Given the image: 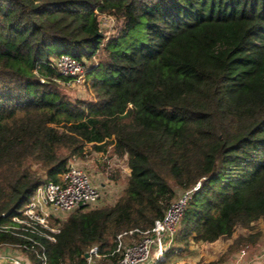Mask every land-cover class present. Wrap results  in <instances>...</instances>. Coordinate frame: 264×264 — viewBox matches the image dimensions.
Segmentation results:
<instances>
[{"label": "trees", "instance_id": "trees-1", "mask_svg": "<svg viewBox=\"0 0 264 264\" xmlns=\"http://www.w3.org/2000/svg\"><path fill=\"white\" fill-rule=\"evenodd\" d=\"M102 15L122 21L115 34L104 35ZM61 54L99 56L86 71L94 100L62 93L49 65ZM110 145L126 157L123 195L70 213L55 242L41 238L48 264H87L94 245L111 254L118 234L150 229L197 183L176 247L255 243L252 223L264 220V0H0V225L87 147ZM28 243L0 231V246ZM34 250L22 249L40 264Z\"/></svg>", "mask_w": 264, "mask_h": 264}, {"label": "built area", "instance_id": "built-area-1", "mask_svg": "<svg viewBox=\"0 0 264 264\" xmlns=\"http://www.w3.org/2000/svg\"><path fill=\"white\" fill-rule=\"evenodd\" d=\"M49 65L57 71L62 83L79 86L86 80L87 66L72 55L61 54L49 61ZM56 80V79H55ZM104 153V159L106 158ZM87 162L79 158L69 161L66 171L59 182L40 183L31 199L18 210L11 221L0 225V231L9 232L28 241L27 244H4L2 246L15 249L34 250L40 264H48L41 238L50 242L56 241L60 232L62 216L77 208L94 206L100 200L99 187L91 173L86 169ZM191 189L180 191L165 210L162 218L154 221L153 226L144 231L129 230L116 236V246L112 254H117L112 264H165L168 250L174 244L175 233L184 213ZM129 237L127 242L124 237ZM1 247V246H0ZM87 264H94L101 256L96 245L86 252ZM20 258L7 256L0 250V264H24Z\"/></svg>", "mask_w": 264, "mask_h": 264}, {"label": "rangeland", "instance_id": "rangeland-1", "mask_svg": "<svg viewBox=\"0 0 264 264\" xmlns=\"http://www.w3.org/2000/svg\"><path fill=\"white\" fill-rule=\"evenodd\" d=\"M99 23L101 25V30L107 37L115 34L122 25L121 20H117L109 15H102L99 18ZM98 60L99 56H95L92 58V60L84 59L83 62L86 65H90L91 63L96 64ZM55 79L56 83L59 84L58 86L62 93L66 94L68 97L85 101L94 100V93L87 80H85V82L79 86H69L63 84L62 79ZM92 150L93 149L90 147H87L86 156L80 160L85 161L91 159L90 161L93 162L92 165H94L95 170L94 174H92L88 168V164L86 169L91 173L92 176L96 173L99 174L97 178L94 176L93 178L99 187L101 197L97 204L94 206L85 207V210L113 205L115 201H117L123 195L126 180L129 174L126 161H120V163L112 164V151H109V153L106 154L105 159L103 156L99 157V161L96 160L97 157H94L96 155L93 154ZM39 173L42 174V171L39 170ZM99 181L104 182L102 189L98 184ZM179 193L180 191L177 192V195ZM73 211L63 215L62 222H64L67 216ZM252 227V232L259 231L260 233L257 241L253 244H245L235 247L234 250H230L231 247L235 246L236 244L233 240L220 239L212 243L190 241L187 245H180V247H176L179 245H177L174 241L173 246L168 250V252L170 251L169 254L166 255L165 264H264V220H258L252 223ZM244 232L246 231L241 228L237 230L238 234ZM128 240L129 237L127 236L124 237L123 241L127 242ZM114 242L116 244V238ZM7 248L15 249L12 247ZM113 252L114 250L111 252V254L101 253V256L95 259L94 264H112L117 258V254H112ZM12 255L20 258L21 260L24 259V264H31L27 254H25L21 249L13 251ZM26 258L29 261L26 260Z\"/></svg>", "mask_w": 264, "mask_h": 264}, {"label": "crops", "instance_id": "crops-1", "mask_svg": "<svg viewBox=\"0 0 264 264\" xmlns=\"http://www.w3.org/2000/svg\"><path fill=\"white\" fill-rule=\"evenodd\" d=\"M109 151H111V145L110 146H108V148L106 149V151H104V150H92V152H93V154H95L96 156H94V157H97V159L96 160H99L98 158L99 157H101V156H103L104 157V153H109ZM125 159H126V157L124 156L122 159L121 158H118L116 155H114L113 154V160H111L112 161V164H116V163H120V161H125ZM91 159H88V160H85L86 162H87V164H88V168L90 169V171L92 172V174H94V172H95V170H94V165H92V163L93 162H91L90 161ZM100 161V160H99ZM98 173H96L95 175H93L95 178H97L98 177ZM98 184H99V186L101 187V189L103 188V186H104V182H102V181H99L98 182ZM0 250H2L3 251V253L4 254H6L7 256H11V257H15L14 255H12V252L13 251H16L15 249H9V248H7V246H1L0 247ZM13 250V251H12ZM12 251V252H11ZM16 258H18V257H16ZM25 258V257H24ZM23 261H24V259H22ZM26 260H28L27 258H26ZM29 261V260H28Z\"/></svg>", "mask_w": 264, "mask_h": 264}, {"label": "water", "instance_id": "water-1", "mask_svg": "<svg viewBox=\"0 0 264 264\" xmlns=\"http://www.w3.org/2000/svg\"><path fill=\"white\" fill-rule=\"evenodd\" d=\"M80 208H83V206H81ZM84 257H85V258L88 257V254L85 253V254H84Z\"/></svg>", "mask_w": 264, "mask_h": 264}]
</instances>
